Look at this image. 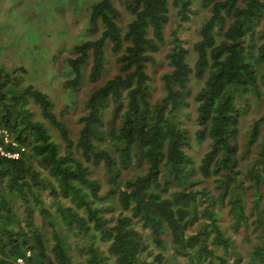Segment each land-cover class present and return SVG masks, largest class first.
Segmentation results:
<instances>
[{"label": "trees", "instance_id": "obj_1", "mask_svg": "<svg viewBox=\"0 0 264 264\" xmlns=\"http://www.w3.org/2000/svg\"><path fill=\"white\" fill-rule=\"evenodd\" d=\"M91 2L87 22L92 30L100 25V34L62 59L67 78L60 87L72 93L87 82L82 100L70 96L58 109L50 91L25 81L24 68L0 70V126L25 147L19 159L0 156V264H17L19 257L27 264H77L79 255L84 264H264V147L260 167L243 174L236 140L242 108L237 101L258 95L264 82V0H200L209 12L191 46L176 30L170 33L156 100L147 67L158 62L168 39L170 7L180 27L190 19L193 0ZM110 68L112 75L103 78ZM191 102L196 139L208 146L196 168L187 151L191 136L179 116ZM108 107L112 119L106 123ZM262 124L264 115L253 120L247 147ZM131 169L126 177L123 172ZM250 186V210L256 212L251 221L243 203ZM47 188L59 213L56 223L66 229L50 236L32 215L34 204L42 213ZM226 199L228 216L262 237L249 243L247 257L231 250L234 240L219 223ZM105 201L118 209L113 221L104 215ZM136 226L148 231L155 251ZM70 235L77 238V254L70 251Z\"/></svg>", "mask_w": 264, "mask_h": 264}, {"label": "rangeland", "instance_id": "obj_2", "mask_svg": "<svg viewBox=\"0 0 264 264\" xmlns=\"http://www.w3.org/2000/svg\"><path fill=\"white\" fill-rule=\"evenodd\" d=\"M90 1L93 2L94 0H0V70L1 68H15L17 70L24 68L23 78L25 81H31L36 85L39 84L44 92H47V90L50 91L52 100L58 109L66 105L70 96L82 100L86 94V90L89 88L87 82L81 84L79 89L72 93L60 87L61 82L67 78L64 65L62 66V59L72 53V47L77 43L82 40L95 38L100 34V25H97L92 30L87 22ZM190 8L192 10L190 19L178 27L175 22V9L172 6L170 7L171 21L165 27L166 39L167 37L168 39L156 55L158 62L147 67L152 89V100L158 99L162 92L161 75L167 69L165 53L169 48L168 40L170 33L176 30L180 38L185 41V45L191 46L197 37V31L201 22L209 12V7L204 6L200 0H193ZM125 23L126 19L123 25ZM106 56L109 61H112L108 49ZM190 63H192V60H190ZM85 68L86 65L83 71H86ZM112 72L110 68L104 74L103 78L111 76ZM14 75L19 77L18 71ZM192 85L193 92H195L198 86L194 85L193 82ZM191 103L187 110L185 109L180 112L179 116L182 127L191 136L190 146L187 151L193 158L192 167L196 168L201 155L208 149V146L207 141L196 139L195 132L197 126L193 108L194 103ZM237 104L242 106L236 136L237 143L240 147L238 152V168L243 174H248L252 167H260V162L258 161L259 154L264 147L263 124L260 127L261 131L255 143L252 146H246L253 120L264 115V82L260 84L258 95L247 93L242 99L237 101ZM111 112L110 107H108L104 113V121L106 123L112 119ZM73 113V109H70L69 114ZM69 121L72 123L70 124L71 127H73L75 121L74 116L69 117ZM40 173L43 174L42 176H45L44 171ZM123 173L126 177L131 176L134 173V169ZM96 174L102 178L101 190L106 189L107 182L105 180L106 176H103V169L99 167ZM204 184L212 195H217V188L205 182ZM252 191V186H250L244 190L245 194H243L244 211L247 212L250 221L256 216V212L250 210L253 200ZM260 191L259 209L264 213V187L261 186ZM227 199L219 211L221 214L219 223L234 240L231 250L237 251L244 258L245 255L246 257L248 256L246 254V248L249 247V243H253L257 237L250 234V229L246 232L244 224L237 225L233 218L228 216L229 204ZM14 202H16L19 210L24 209L25 205L20 199H15ZM109 203L113 204H108L105 201L102 203V206L108 207L104 211V215L113 221L118 209L113 201ZM40 204H42L43 208L42 213L39 215V205L34 204L36 211L35 213L33 211L32 215L35 218V222L42 226V230L48 236L59 229L66 231L63 226L56 223V219H59V213L55 210V203L50 199L48 188L42 190ZM251 213H253L252 217ZM195 224L198 225L197 222ZM136 228L142 233L144 242L149 245V249L154 250L153 242L148 237V231L142 230L139 226H136ZM194 228L195 226L190 230ZM246 233L249 234V237H247ZM257 239L261 241L262 237ZM74 241H77V238L70 235L68 238L70 251L73 254H77ZM100 245L102 246V242ZM171 254V250H167L166 256L170 257ZM84 259L82 255H79L76 258V263L84 264Z\"/></svg>", "mask_w": 264, "mask_h": 264}, {"label": "built area", "instance_id": "obj_3", "mask_svg": "<svg viewBox=\"0 0 264 264\" xmlns=\"http://www.w3.org/2000/svg\"><path fill=\"white\" fill-rule=\"evenodd\" d=\"M25 152V147L15 140L8 128L0 126V156L7 159L16 160ZM31 255L30 251L26 252V257ZM17 264H27L23 257L16 259Z\"/></svg>", "mask_w": 264, "mask_h": 264}]
</instances>
